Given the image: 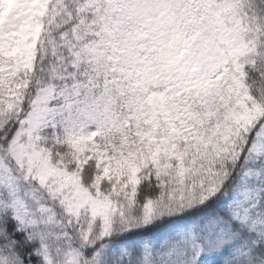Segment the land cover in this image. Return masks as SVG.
<instances>
[{
	"label": "snow or ice",
	"instance_id": "1",
	"mask_svg": "<svg viewBox=\"0 0 264 264\" xmlns=\"http://www.w3.org/2000/svg\"><path fill=\"white\" fill-rule=\"evenodd\" d=\"M0 264H264V0H0Z\"/></svg>",
	"mask_w": 264,
	"mask_h": 264
}]
</instances>
